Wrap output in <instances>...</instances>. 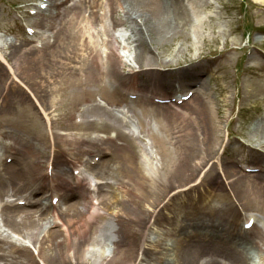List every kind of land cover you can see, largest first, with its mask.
I'll list each match as a JSON object with an SVG mask.
<instances>
[{
  "label": "bare ground",
  "instance_id": "1",
  "mask_svg": "<svg viewBox=\"0 0 264 264\" xmlns=\"http://www.w3.org/2000/svg\"><path fill=\"white\" fill-rule=\"evenodd\" d=\"M73 1L76 2V0ZM253 1L264 5V0ZM51 2L60 8L67 0L59 3L56 0ZM101 4H103L102 0H89L91 9L83 26H78L76 22V18L81 15L79 11H75L64 23L61 21L63 18L61 15L68 9L65 8L63 11L58 9L55 16L43 21V25L48 29L52 28L55 22L59 23L54 40L51 42L44 39L42 48L35 46L30 49L31 53L39 52L37 60L40 67L32 70L31 75L43 78V81H37V83L44 95L51 94L68 99L72 110V120H74L75 112L81 108L79 102L83 106L87 104L84 113L90 112L95 118L90 120L83 118L82 122L75 125L81 131L67 133L50 130L52 124L50 121H47V125L49 124L47 129L42 121V112L38 113V110L34 109L35 106L25 104L24 101L17 102L16 105L14 101H10L8 108L3 109L6 113L15 108V112L8 117L13 127V134L5 133L0 141V199L5 202L2 210L4 224L33 242L34 245L38 244V255L42 258L43 264H159V262L170 264L173 263L172 260L175 261L174 258L177 264H250L255 253L264 264V245L260 241L264 240V232L256 224L250 230L239 228L240 230L234 233L231 222L227 230H220L224 233H220L218 228L215 229L217 232L214 231L215 226H213L212 231L190 235L188 233L190 232L188 230L190 210L184 201L183 209L177 212L180 215L179 221H173L178 222L175 227L177 232L163 225V235L150 238L144 230L152 229L153 225L150 222L152 215H155V221H158L161 214L152 209L150 214L142 211L131 215L127 211L130 206L125 200L128 198L126 196L128 192H131L130 196L135 197V200L132 199L133 206L136 209H143L144 193L147 192L146 195H148L156 190L162 191L161 184H164L167 189L173 172L170 165L155 169L148 162L149 159L141 156L137 142L140 133L135 134L134 131L127 132L124 129L129 126L126 116L131 113V109L134 110V105L139 107L134 111L140 119L141 131L145 126V118L150 115L155 117L157 112L155 108L159 106H149L152 104L148 99L144 100V104L122 97L118 93L116 80H107L111 72L115 73L116 78H122L123 75L116 65L114 50L112 51L111 48L105 55H100L96 47L95 23L103 20L105 32L109 31L108 25L104 23L106 14H100L96 10ZM128 6L130 9H135L139 13L138 16L143 17V23L148 26L150 33L160 40L172 34L174 27L177 28L179 25L167 20L168 16H173V20L180 18L185 23L189 21L192 28L197 25L200 16L199 10L192 6L189 8L184 0H107L106 8L111 13L114 25L118 22L130 21ZM119 9L124 12L125 18L115 16ZM156 18L158 20L154 21ZM135 25L138 38L132 42H135L138 49L137 58L141 63L146 57V37L142 23L138 21L134 23ZM61 31L64 35H60ZM55 44V47L50 48ZM82 47L86 50L91 65V67L88 66V73H81L79 71L81 66L78 69L72 64V58L75 56L67 52L70 49H82ZM149 50L147 48L150 56L155 54ZM26 53H29V50H26ZM251 57L258 65L253 69L254 78L252 82L246 84L244 93L257 98L259 95H264V53L253 54ZM50 63L55 66L61 65V68L53 66L51 71H46L44 66ZM15 65L14 71H11L13 78L18 76L22 81L30 79L20 65ZM93 66L96 71L93 70ZM131 73L135 75L136 72L134 70ZM7 85H11L13 89L17 84L15 81H10ZM132 93L135 92L132 91ZM158 94L160 95L157 97L161 95L168 97V92H158ZM98 96L110 106L123 105L125 108L120 113H116L114 107L101 104ZM194 96L199 98L202 93L197 91ZM38 106L41 110L43 109L41 102ZM59 106L62 105L59 104ZM54 108L57 109L56 106ZM70 112L64 113L63 116L68 118ZM213 125L215 133L211 135V138H214L212 145H216V142L218 144L220 141L219 124L213 123ZM252 127L255 134L264 138V115L257 119ZM148 135L154 140L167 163L174 164V161L178 162L182 159L179 149H174L168 144L165 134L150 130ZM49 137L48 148L50 146L51 150L46 145ZM9 138L11 141L7 142ZM37 143L39 147L36 146ZM248 147L256 150L250 145ZM9 151L14 153V162L7 164L2 162V157ZM91 152L99 153L97 155H100V159L91 161L83 158ZM51 153H53L52 160ZM83 153L85 154L82 155ZM260 159L264 161V152H261ZM200 162L204 163V160ZM51 163L53 171L49 174L48 169ZM80 164L90 174L107 179L95 184L100 195L96 207L89 193L90 186H86L87 174L81 172V179L72 172L73 168ZM235 174L237 173H233ZM53 181L55 183L51 190L48 185H51ZM231 184L245 197L256 200L259 203L258 208L264 214V172L262 175H236L231 179ZM113 186L121 190V198L112 199V196L107 198V193L111 192ZM49 191L58 193L59 206L61 203L66 205L63 211L58 212L52 202L48 204L44 202ZM9 193L13 195L19 193L23 197L5 201L4 197ZM58 195H53L51 200ZM225 196L226 194L223 193V197ZM18 199L24 200V204H20ZM224 201L223 208H216L215 211L213 209L210 214L218 215L222 219H226L227 215L236 217L238 211L234 205L226 198ZM50 210L54 219L50 220L49 224L42 222L44 215L50 213ZM109 215L112 218L106 220ZM87 217L91 218L90 222L86 219ZM164 217L167 221L174 218L169 215ZM92 218L93 222H91ZM59 226V229H55ZM166 235L171 236L173 241L171 245L166 243ZM85 242L92 246L84 247ZM108 242L113 245L111 256H107L99 249ZM169 248H175L179 257H172ZM36 258L27 243L12 239L9 235L0 232V264H41Z\"/></svg>",
  "mask_w": 264,
  "mask_h": 264
},
{
  "label": "rangeland",
  "instance_id": "2",
  "mask_svg": "<svg viewBox=\"0 0 264 264\" xmlns=\"http://www.w3.org/2000/svg\"><path fill=\"white\" fill-rule=\"evenodd\" d=\"M41 1L44 0H0V56L6 58L5 64L0 61V128L6 132L9 131L10 135L13 134L11 131L13 127L8 117L15 112V108L6 113L3 111L6 107L8 108L10 101H14L15 105L17 102L24 101L25 104L35 106L34 109H37L38 113L42 112V121L47 129L49 128L47 121L52 123L50 130L67 133L78 132L81 129L75 127L73 122L79 120L82 122L83 118L86 120L95 118L90 112L84 113L87 104L83 106L79 102L81 110L75 112V119L72 120V110L68 99L51 94L45 96L37 83V81H43V78L31 75L32 70L39 69L40 64L37 60L39 52L31 53L30 49L35 46L42 48L44 39L52 42L58 26H60L55 22V25L48 29L43 25V21L55 16L58 9L63 11L67 8L68 11L61 15L63 17L61 21L65 23L75 11H79L81 15L76 18V22L78 26H83L91 9L89 0H76V2L70 0L64 5L60 4L62 5L60 8L53 5L51 0H46L51 4L47 10L35 14L29 13L28 9L35 8L37 10L39 7L34 3ZM102 1L103 4L96 10L100 14H106L104 23L108 25L109 31L105 32L103 20L97 21L94 26L97 35L94 39L100 55H105L111 48L112 51L114 50L117 64L114 63L123 77L116 78L115 73L111 72L107 80H116L118 93L122 97H126L125 89H130V87L149 92L160 91V88H164L162 90L180 96L195 91L202 93L201 97L191 96L186 102H172L168 106H156L155 117L150 115L145 118L143 131H141L140 119L135 111H131V115L126 116L129 126L124 128L125 131L131 130L135 134L140 133L137 142L141 156L149 159L148 162L155 169L159 166L166 168L170 165L173 172L170 186L167 189L164 184H161L162 191L156 190L148 195H146L147 192L144 193L143 209H136L133 206L132 199L135 200V197L134 195L130 196L131 192H128L126 194L128 198L125 200L130 205L127 208L129 214H139L142 211L150 214L151 209L161 214L158 221H155V215H152L150 217L152 229L145 228L144 230L150 238L162 236L163 225L175 229L178 222L173 221H179L180 215L177 212L183 209L184 201L190 210L188 229L191 231H200L206 229L205 227L212 229L213 226L219 229L228 228L231 222L236 225L246 216L252 215L257 218V223L264 232V214L258 208L259 203L245 197L242 192L239 193L231 184V179L236 175L250 173L245 172L243 167L261 160V151L264 152V138L252 131L253 124L264 115V95L253 98L244 93V87L246 88V84L252 82L253 69L258 65L251 56L264 52L263 5L256 4L252 0H184L189 8L192 6L199 10L200 16L197 25L192 28L189 21L185 23L180 18L173 20V16H168L167 20L179 25L177 28L174 27L172 34L167 33V37L160 40L150 33L148 26L143 23V17L138 16L139 13L135 9H130L129 6L127 8L130 10L131 18L128 17L130 21L118 22L114 25L111 13L106 8L107 0ZM56 2L59 3L62 0H56ZM115 16L125 18L124 12L120 9ZM137 19L142 23L146 37V57L141 63L137 58L138 49L135 42H132L138 38V34L135 32L136 25L134 26V23L138 22ZM157 20L158 18L154 19V21ZM28 28L31 29L30 33ZM60 35H64L62 31ZM55 46L56 44L50 48ZM147 48L155 53L151 54L152 57L147 53ZM82 49L74 48L67 52L75 56L72 58V64L76 65L78 69L81 66L79 69L81 73H88V66L91 67V65L86 50L84 47ZM26 50H29V53H26ZM15 64L20 65L30 79L22 81L18 76H15L17 85L13 87V90L11 86V90L6 89V82L11 78L8 66L11 65L13 71ZM53 66L61 68V65L55 66L51 63L46 64L44 68L46 71H51ZM93 70L96 71L95 66H93ZM134 70L136 73L132 75L131 72ZM132 81H136L137 85L132 84ZM98 101L103 105H108L99 96ZM39 102L43 104L42 110L38 106ZM59 104L62 106L60 107ZM55 106L57 109L54 108ZM135 108L139 107L135 105ZM69 111L71 112L68 118L63 116ZM213 123L219 124L220 141L218 144L216 142V145H212L214 138H211V135L215 133ZM66 124L70 129H67ZM150 130L165 134L168 144L174 149H179L182 159L178 162L174 161V164L167 163L154 140L148 135ZM6 141L10 142L11 139ZM49 142L50 137L46 144L47 148ZM248 145L256 150L249 148ZM36 146L39 147L38 143ZM48 149L51 150L50 146ZM97 154L99 153L91 152L90 155L83 157L97 160L99 158ZM7 155L2 157V162L13 163L14 153L9 151ZM202 159L204 163L200 162ZM81 169L82 167L75 168L74 174L81 176ZM233 173L237 174L233 175ZM158 175L162 176L160 173ZM88 176L89 182L107 180L90 173ZM110 180L114 179L110 178ZM95 184H91L89 193L96 207L100 195ZM86 186H89V183H86ZM49 193L44 198V202L47 204L51 201L50 196L48 197ZM223 193L226 194L225 197H223ZM110 196L112 199L121 198L122 192L117 186H113L111 192L107 193V198ZM19 197L23 196L19 193L14 195L9 193L5 195L4 200H14ZM225 198L238 211L236 217L227 215L226 219H222L218 215L210 214L213 209L215 211L216 208L224 207ZM4 203L0 199V232L9 235L12 239L27 243L32 254L37 257L36 260L43 264L42 258L38 255V244L34 245L33 242L4 224L2 217ZM65 206L64 203H61L55 209L60 212ZM164 215L174 216V218L167 221ZM111 218L109 215L106 220ZM53 219L50 210V213L44 215L42 222L49 224L48 222ZM86 219L89 222L91 220L90 217ZM93 221L92 218L91 222ZM59 228L60 226L55 227V229ZM260 241L264 245V240ZM166 243H172L170 235H166ZM85 246H92V244L85 242ZM141 246L144 247L143 244ZM112 248L113 245L108 242L99 249L107 256H111ZM169 249H171L169 252L172 257L179 256L175 248ZM261 262L263 261L255 253L250 264H260ZM159 264L164 263L160 262Z\"/></svg>",
  "mask_w": 264,
  "mask_h": 264
}]
</instances>
